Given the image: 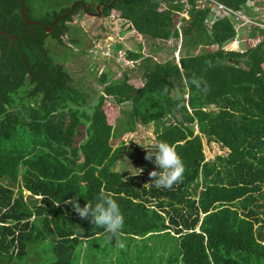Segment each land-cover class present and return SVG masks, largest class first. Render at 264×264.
<instances>
[{"label":"trees","instance_id":"trees-1","mask_svg":"<svg viewBox=\"0 0 264 264\" xmlns=\"http://www.w3.org/2000/svg\"><path fill=\"white\" fill-rule=\"evenodd\" d=\"M40 1L50 0H0V30L17 38L0 34V264H25L31 246L49 241L53 264H78L82 258L113 264L115 257L121 264H264V40L244 53L228 50L238 35L236 17H215L190 0L181 65L128 50V60L142 62L144 86L132 84L128 72L115 79L109 69L99 79L106 84L103 93L91 98L74 86L49 42L82 46L87 34L72 23L78 15L100 14V7L105 18L120 12L156 46L180 38L176 13L182 5L64 0L36 16ZM216 1L235 12L252 11V0ZM69 35L72 46L63 40ZM258 35L264 36V29L254 28L251 36ZM194 78L201 88L191 83ZM110 102L129 107L120 126L110 123ZM151 124L157 142L173 144L184 163L182 178L171 189L151 184L154 160L146 159V148L127 141L139 125ZM83 128L86 139L76 143ZM197 131L231 153L207 161ZM123 157L144 171H116ZM102 190L124 215L119 237L124 248L65 203L75 197L84 206ZM26 192L35 199L28 201ZM98 235L104 244L83 256V239L92 243Z\"/></svg>","mask_w":264,"mask_h":264},{"label":"rangeland","instance_id":"rangeland-1","mask_svg":"<svg viewBox=\"0 0 264 264\" xmlns=\"http://www.w3.org/2000/svg\"><path fill=\"white\" fill-rule=\"evenodd\" d=\"M63 1L64 0H50L49 3L45 5H42L43 3L40 1L38 5H35L36 8L34 9V13L36 16H40L44 12L46 14L55 7H59L60 4L66 3ZM259 2L264 4V0H259ZM250 4L255 6L256 2L254 1ZM260 9L261 8L259 7L255 8L256 11H259ZM262 13L264 12L262 11ZM72 26L75 29L82 30L81 34H87V39L82 46L78 48L74 47L73 49H67L66 47H60L53 40L50 41L49 44L56 61L61 64L65 63V66L73 76L74 86L78 89H84L88 91L91 88L95 89V92L98 90L100 91V84L98 81V76L100 73L99 68L101 70H106L107 68L106 71L111 68L110 71L113 74L119 73L118 76H122L123 73L128 72V74L131 76V83L137 87H142L144 83V80L142 79L143 67L140 65L142 62L136 64L129 60L127 61L128 58L126 52L128 50H132V52L135 53L142 52L145 58L155 56L156 61L161 63L174 58H180L181 55H184V52L181 51L183 49L182 38L157 42L156 46H152L150 41H148L143 36H139L135 30L131 29L130 24L123 20L121 13L117 11H113V13L107 19H101L95 15H78L74 19ZM245 32L249 33L248 27L243 29V33ZM72 36L73 35L64 37L63 40L66 45L72 46ZM256 43L253 42L251 46ZM118 45L125 47L124 51L121 52L117 50ZM141 45L144 47L143 51H139ZM234 46L236 47L237 43H234L233 46L230 45V48L233 49L232 47ZM156 48L159 49L157 54L154 53ZM106 52H109L110 54H107ZM128 108L129 107L127 106L117 107L112 102H110L106 106L110 123H118V120H120L123 116V109ZM118 126H120L119 123ZM81 130L83 131L82 136L81 138L77 139L76 143L82 142L85 138V129L83 128ZM198 135H201L199 131L196 132V136ZM127 141L129 144L133 143L139 147L150 146L157 143L155 125H139L138 130L133 135H130ZM203 144L207 161L213 162L216 161L218 157L228 156L231 153V151L227 148H224L222 144L208 142V138L205 136L203 137ZM115 170L126 175H136V172L138 171L134 168L132 162L124 157L120 160ZM25 196L28 201L35 199V197L29 192H26ZM262 211H264V208ZM92 243L95 246V249L92 251H99L101 245L104 244L103 237L92 240ZM52 247L51 241L41 245L31 246L29 250V256L25 264H31L32 261H35V264H53L54 254ZM80 248L81 252L85 250L88 252V256L92 255V253H89L90 251L88 246H84V242L81 244ZM85 253L82 252V255ZM88 259L89 261H85L86 264H93V262H90V258ZM81 260H83V258L79 259L78 264H81Z\"/></svg>","mask_w":264,"mask_h":264},{"label":"clouds","instance_id":"clouds-1","mask_svg":"<svg viewBox=\"0 0 264 264\" xmlns=\"http://www.w3.org/2000/svg\"><path fill=\"white\" fill-rule=\"evenodd\" d=\"M177 1V0H176ZM256 2L255 6L251 5L250 3ZM179 3V2H178ZM181 4V3H180ZM190 4V11L188 13L189 18H183L181 14H185L187 11L184 10V6L182 5V10L177 12L176 14L179 17L178 23L176 25V29L181 33L180 38H184L183 35V29L187 22L191 20L190 12L192 10V4L189 0ZM23 5H25V12H26V4L23 2ZM262 9H264V4H261L256 0H252L249 2V6L252 8L253 12L256 7L260 6ZM164 8L166 6L164 5ZM101 10V8L99 7ZM236 12H243L245 16L250 19L254 24H249L246 26L240 27V24L237 23L236 29L238 32L237 38L235 42L231 44V46L234 45V43H238L237 47H232L233 49L229 48L228 50L237 51L244 53L246 50H242L239 47V44L246 43L250 47H256L259 45L263 40L264 36L260 35L259 41L252 45L251 36L247 35L248 33H243V29L245 27H248L249 32H251L254 28H260L264 29V21H260L256 18H253L250 14L245 13L244 11H236ZM92 15V14H90ZM93 16V15H92ZM96 16V15H95ZM131 28V26H130ZM136 32V31H135ZM137 33V32H136ZM241 33L244 34L245 39L241 38ZM138 34V33H137ZM247 37V38H246ZM64 39V38H63ZM170 41V40H169ZM183 48V47H182ZM182 51V50H181ZM122 52V51H121ZM107 54H110L109 52H106ZM153 57V56H152ZM155 57V56H154ZM156 59V57H155ZM181 59L180 58H174L176 60V63L178 65H181ZM128 61V59H127ZM130 61V60H129ZM134 63H138L136 61H132ZM193 85H195L196 88H201L202 81L200 79L194 78L191 82ZM147 149L146 159L154 160L155 165L157 166L156 170H153L150 173V176L152 178L151 184L154 185L157 189H171L174 184L178 183L183 175L184 172V163L178 152L176 151V148L173 144L166 142V141H160L155 144H152L150 146H143ZM138 171L136 172V175H139L144 171L142 168H136ZM132 174V173H131ZM38 199L41 197H37ZM66 204H71L75 210V212L82 218H91V221L99 228H103L104 232L109 234V239L116 238V244L119 248H124L125 244L122 240L119 239L121 232L125 226V218L121 211L120 205L116 199L112 197L111 194L105 193L103 190L99 192L98 195L94 198V202L87 201V203L84 206H81L78 199L75 197L71 199H67L65 201ZM100 235H98L99 237ZM84 241H89L88 239H83Z\"/></svg>","mask_w":264,"mask_h":264},{"label":"built area","instance_id":"built-area-1","mask_svg":"<svg viewBox=\"0 0 264 264\" xmlns=\"http://www.w3.org/2000/svg\"><path fill=\"white\" fill-rule=\"evenodd\" d=\"M181 3L184 6V10L187 11L185 14H181L183 18H189L188 13L190 11L189 0H177L176 3ZM198 9H210L211 15H216L215 17L224 18L233 14L236 17L237 22L240 24V27L254 24L250 19H248L243 12H235L220 3L216 0H197ZM209 21V26L212 27L215 24L214 18Z\"/></svg>","mask_w":264,"mask_h":264},{"label":"crops","instance_id":"crops-1","mask_svg":"<svg viewBox=\"0 0 264 264\" xmlns=\"http://www.w3.org/2000/svg\"><path fill=\"white\" fill-rule=\"evenodd\" d=\"M259 8H261L259 11H256V10H254L253 12H251L250 13V15L253 17V18H256V19H258V20H260L261 22L262 21H264V13H262V11L264 12V9H262V7H261V5L260 6H258ZM86 15H90V14H86ZM96 16H97V14H95ZM91 16V15H90ZM212 19H213V17H212ZM254 30V29H253ZM252 30V31H253ZM52 30H50L49 32H51ZM252 31L251 32H249L247 35H250L251 36V33H252ZM139 35V34H138ZM139 36H141V35H139ZM241 38H243V39H245V37H244V34H242L241 33ZM259 39H260V35H258V37L257 38H255V37H252L251 36V40H252V42H258L259 41ZM237 46H238V43H237ZM236 46V47H237ZM239 47L242 49V50H246V49H248V48H250V46L248 45V44H246V43H241V44H239ZM105 56H106V54H105ZM108 68H109V66H108ZM109 69H111V68H109ZM99 70H100V73H99V76H98V81H99V79L101 78V77H103V74L105 73V72H107L106 70H107V68H106V70H101L100 68H99ZM111 72V71H110ZM117 74V75H116ZM114 73V75H116L115 76V79H119L121 76H118V74L119 73ZM97 76V75H96ZM119 77V78H118ZM99 84H100V91L98 92H95L94 90L95 89H89L87 92L91 95V94H93L94 96H95V98H97V93H103V90H104V88L106 87V84H101V82H99ZM143 86H144V83H143ZM142 86V87H143ZM97 89V88H96ZM83 133V132H82ZM133 135V134H132ZM84 139H86V135H85V138ZM30 193V192H29ZM26 194V193H25ZM31 194V193H30ZM32 195V194H31ZM198 231H199V229H198ZM97 238H101V236H97ZM84 246H88V249H95V246H94V244L93 243H91V241H84ZM89 246H91V247H89ZM83 253H85L86 251L85 250H83L82 251ZM83 256H85V254H83ZM150 253L149 254H147V256H146V258L147 259H149L150 258ZM157 256H158V254H157ZM161 258L158 256L157 257V262H161ZM117 261V262H116ZM36 262H34V261H32L31 262V264H35ZM93 263H95V262H93ZM81 264H86V262L84 261V260H81ZM113 264H121V263H118V259L115 257V260H114V263Z\"/></svg>","mask_w":264,"mask_h":264},{"label":"water","instance_id":"water-1","mask_svg":"<svg viewBox=\"0 0 264 264\" xmlns=\"http://www.w3.org/2000/svg\"><path fill=\"white\" fill-rule=\"evenodd\" d=\"M23 14H24V17L26 18V15H25V5H23ZM28 22H29V21H28ZM29 23H30V22H29ZM0 34L9 37V38H10L11 40H13V41H16V40H17V38H15L14 36H11L10 34L4 32V31H2V30H0Z\"/></svg>","mask_w":264,"mask_h":264},{"label":"flooded vegetation","instance_id":"flooded-vegetation-1","mask_svg":"<svg viewBox=\"0 0 264 264\" xmlns=\"http://www.w3.org/2000/svg\"><path fill=\"white\" fill-rule=\"evenodd\" d=\"M98 9H99V8H98ZM99 11H100V14H98L97 17H99V18H101V19H107V18H105V17L103 16V12H102V10L99 9ZM94 15H95V14H94ZM53 31H54V28L52 29L51 32H53Z\"/></svg>","mask_w":264,"mask_h":264}]
</instances>
